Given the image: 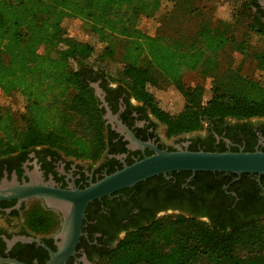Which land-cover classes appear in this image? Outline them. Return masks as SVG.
Listing matches in <instances>:
<instances>
[{
	"label": "trees",
	"instance_id": "1",
	"mask_svg": "<svg viewBox=\"0 0 264 264\" xmlns=\"http://www.w3.org/2000/svg\"><path fill=\"white\" fill-rule=\"evenodd\" d=\"M171 2L183 3L186 13L200 10L194 0ZM159 5L160 0H0V90L23 97L19 111L0 107V155L47 143L67 156L96 159L105 141L100 109L85 80L91 73L126 86L165 125L167 135L198 130L207 120L264 116V81L221 66L220 52L230 46L241 54V63L264 68V21L250 3L239 0L228 20L200 21L190 43L138 27ZM68 17L83 19L99 36L105 44L101 54L69 37L62 26ZM250 34L262 37L261 48H251ZM143 55L149 66L139 64ZM151 70L181 92L180 113L156 106L146 89L154 81ZM186 70L211 79L205 101L201 82L182 80ZM40 211L28 217L29 228L53 230L57 221ZM94 264H264V214L228 229L194 216L163 215L128 231Z\"/></svg>",
	"mask_w": 264,
	"mask_h": 264
},
{
	"label": "flooded vegetation",
	"instance_id": "2",
	"mask_svg": "<svg viewBox=\"0 0 264 264\" xmlns=\"http://www.w3.org/2000/svg\"><path fill=\"white\" fill-rule=\"evenodd\" d=\"M253 13L264 21V0H247ZM100 109L105 146L96 159L65 155L47 143L30 145L0 155V187L29 183L41 188H83L104 174L153 152L139 147L128 133L157 148L177 146L203 150H264V116L205 121L202 134L162 141L155 114L117 80L94 73L85 77ZM95 83L98 95L95 93ZM41 210V211H40ZM53 216L56 227L48 232L29 228L34 212ZM168 214L194 216L216 227L264 214V174L197 170H172L154 174L130 186L87 202L81 234L74 251L60 264H94V261L128 232ZM62 221L58 209L43 199L0 198V257L26 264H44L49 250H56L54 234ZM33 236L38 241L14 239ZM11 241V242H9ZM0 264H9L0 262Z\"/></svg>",
	"mask_w": 264,
	"mask_h": 264
},
{
	"label": "water",
	"instance_id": "3",
	"mask_svg": "<svg viewBox=\"0 0 264 264\" xmlns=\"http://www.w3.org/2000/svg\"><path fill=\"white\" fill-rule=\"evenodd\" d=\"M95 86V83H91ZM95 93L99 90L95 86ZM135 145L148 146L153 152L135 159L120 168L104 174L83 188L57 189L53 187L41 188L40 186L25 183L22 185L11 184L0 187V198L16 197L28 199L41 198L52 208L58 209L62 221L59 229L54 234L59 240L55 241L56 250H49V258L44 264H60L74 251V247L81 234V219L84 208L90 200L108 195L111 192L130 186L138 181L158 173L172 170H197L223 171L240 174L253 172L264 174V150H203L187 149L177 146L174 149L157 148L150 142H142L128 133ZM38 241L33 236H15L14 239ZM11 242V241H9ZM0 262L9 264H26L13 258H1Z\"/></svg>",
	"mask_w": 264,
	"mask_h": 264
},
{
	"label": "rangeland",
	"instance_id": "4",
	"mask_svg": "<svg viewBox=\"0 0 264 264\" xmlns=\"http://www.w3.org/2000/svg\"><path fill=\"white\" fill-rule=\"evenodd\" d=\"M239 0H194L193 5L200 7V10L195 13H186L184 4L178 2L172 6L171 0H160L159 8L150 17H142L138 21V27L149 35L161 34L166 39L167 37L180 38L182 43H190L191 35L195 32L197 24L202 20L230 19L231 13L236 8ZM242 24H239L240 27ZM62 26L66 33L72 39L86 41L94 46L95 52L101 54L105 45L99 36L89 32L87 24L81 18L68 17L62 20ZM240 27L237 33L238 37L242 35ZM249 42L252 49H259L262 46V37L258 34H250ZM220 57L223 60L221 66L239 68L242 72L253 75L259 81H264V68L252 67L248 61H242L241 54L230 46H226L220 52ZM139 64L141 66H149L148 59L143 55ZM107 67H115L113 63L106 64ZM150 68V67H149ZM151 69V68H150ZM152 71L153 82L146 84L147 91L152 95L154 103L157 107L167 111L169 114L176 115L184 110L185 99L181 92L168 80L164 79L157 71ZM182 80L186 84L195 85L198 82L203 87L202 101H205L210 95V78L200 77L197 71L186 70L182 74ZM23 106V97L19 92L4 93L0 90V107H8L14 111H19ZM204 127V126H203ZM203 127L191 132L178 133L167 135L165 133V125L157 122V131L161 139L166 144H173L178 138H189L202 134Z\"/></svg>",
	"mask_w": 264,
	"mask_h": 264
}]
</instances>
